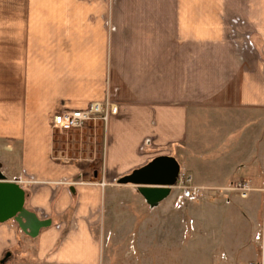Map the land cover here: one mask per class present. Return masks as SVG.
Wrapping results in <instances>:
<instances>
[{
    "label": "crops",
    "instance_id": "obj_1",
    "mask_svg": "<svg viewBox=\"0 0 264 264\" xmlns=\"http://www.w3.org/2000/svg\"><path fill=\"white\" fill-rule=\"evenodd\" d=\"M106 101L102 157L56 148L55 115ZM163 156L196 186L250 185L208 200L220 236L195 246L211 264H264V0H0L1 173L51 221L25 264H154L148 245L110 244L101 207ZM17 230L0 224V260Z\"/></svg>",
    "mask_w": 264,
    "mask_h": 264
},
{
    "label": "rangeland",
    "instance_id": "obj_2",
    "mask_svg": "<svg viewBox=\"0 0 264 264\" xmlns=\"http://www.w3.org/2000/svg\"><path fill=\"white\" fill-rule=\"evenodd\" d=\"M92 124L90 123L85 126L87 128L89 126L90 130H84L83 128L85 127L64 132L55 130L56 148H62L66 152L68 150V155L71 156H81L85 150L90 152L96 150V154L94 155L99 159L103 154V146L101 147L100 145L103 143L104 129L102 128L103 124L101 125V122H98L95 126ZM82 129L84 130L83 134L81 133ZM94 155L88 153L84 156ZM97 165V159L91 163V176L93 171L97 175ZM192 184L196 186L193 180ZM231 186L204 188L213 189L217 193L215 195H217L216 197L219 200L222 199L223 193L230 192L242 198V191L245 190H228ZM248 186L246 196L242 199H246L252 190L250 185ZM115 189L118 191V194L115 195L116 201L113 200L111 202L106 195V202L104 205L102 204L101 211L104 223L107 227L109 226L111 228V235L109 236L110 244L115 242L122 243V249L119 251L122 255L125 247L131 245L138 252V257H140L141 252H146V245H148V257L152 255L154 264L212 263H209L210 259L208 256L203 255L204 252L195 246L197 243H208L211 237L217 238L220 236L218 235V231L220 230L215 216L217 212H213L218 211L219 208L208 205L211 202H215L212 200L215 198L212 194L196 201H188L181 198L182 190L173 188L170 194L158 206H155L151 210L143 202L138 192L134 191L135 194H131L129 190L119 192L120 190L118 188ZM111 190L107 188V194ZM208 200L212 201L210 202ZM255 206L257 210L259 208L261 210L262 201H258V204L256 203ZM198 221H202L201 225L203 226L200 227ZM263 222L264 220L261 221L255 234L260 230ZM17 231L19 233V243L13 251H10L11 257L6 264H25L27 261L29 262L27 259H30V256H32L33 240L25 236L19 228ZM255 236L253 237L254 239ZM151 245L153 246L152 249H150ZM262 251L263 249L261 253ZM207 258L208 260H206Z\"/></svg>",
    "mask_w": 264,
    "mask_h": 264
},
{
    "label": "water",
    "instance_id": "obj_3",
    "mask_svg": "<svg viewBox=\"0 0 264 264\" xmlns=\"http://www.w3.org/2000/svg\"><path fill=\"white\" fill-rule=\"evenodd\" d=\"M179 173V165L172 157H158L145 166L120 179V184H132L147 205L155 207L171 192ZM25 193L14 182H7L0 166V224L14 221L19 230L30 238H36L42 229L51 225L50 220H41L24 207ZM11 257L7 252L0 260L5 264Z\"/></svg>",
    "mask_w": 264,
    "mask_h": 264
},
{
    "label": "built area",
    "instance_id": "obj_4",
    "mask_svg": "<svg viewBox=\"0 0 264 264\" xmlns=\"http://www.w3.org/2000/svg\"><path fill=\"white\" fill-rule=\"evenodd\" d=\"M115 108L109 103L105 102L101 103H91L85 110H64L59 114L55 115L53 118V129L64 132V131H72L85 127L87 124L93 123L96 124L101 122V125L105 129L109 115L115 114ZM101 185H104L101 182ZM248 183L245 181H238L235 184H232L228 190H245L242 191V198L246 196ZM182 190V197L184 200L188 201H196L198 199L205 198L210 196L211 194L216 197L217 193L213 189L204 188V187H196L192 184V178L190 175L184 173L183 171H179L176 182L171 189ZM256 235V236H255ZM255 242H259L261 244V248L263 249L264 245V222L261 226L260 230L255 234ZM262 264V262H260Z\"/></svg>",
    "mask_w": 264,
    "mask_h": 264
}]
</instances>
